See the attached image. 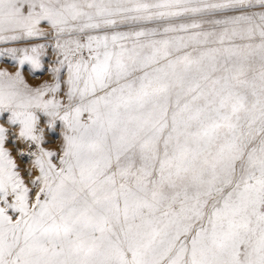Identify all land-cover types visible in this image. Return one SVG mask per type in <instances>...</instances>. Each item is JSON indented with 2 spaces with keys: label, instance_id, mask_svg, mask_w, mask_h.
Here are the masks:
<instances>
[{
  "label": "snow or ice",
  "instance_id": "obj_1",
  "mask_svg": "<svg viewBox=\"0 0 264 264\" xmlns=\"http://www.w3.org/2000/svg\"><path fill=\"white\" fill-rule=\"evenodd\" d=\"M0 63V264H264V0H0Z\"/></svg>",
  "mask_w": 264,
  "mask_h": 264
},
{
  "label": "rangeland",
  "instance_id": "obj_2",
  "mask_svg": "<svg viewBox=\"0 0 264 264\" xmlns=\"http://www.w3.org/2000/svg\"><path fill=\"white\" fill-rule=\"evenodd\" d=\"M47 67V65H45ZM0 68H8L10 71H15L16 69L12 67L11 63H0ZM25 78L28 80L29 83L31 84H37L41 81H46L50 79V74L47 72H44L43 74L41 73H36L35 76H33L28 69L27 66H25V71H24ZM50 139L54 140L55 143H59V135L55 136H50ZM19 159V157H18Z\"/></svg>",
  "mask_w": 264,
  "mask_h": 264
}]
</instances>
